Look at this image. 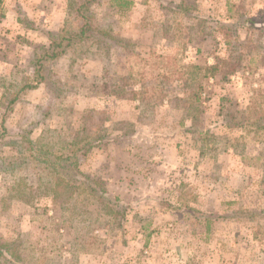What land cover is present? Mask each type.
Instances as JSON below:
<instances>
[{
  "label": "rangeland",
  "instance_id": "374dc122",
  "mask_svg": "<svg viewBox=\"0 0 264 264\" xmlns=\"http://www.w3.org/2000/svg\"><path fill=\"white\" fill-rule=\"evenodd\" d=\"M70 1L0 0V117L32 83L46 33L73 19ZM184 1L133 0L117 11L101 0L95 23L121 44L69 50L48 64L49 81L19 93L0 138V242L14 243L0 264H264V132L223 119L253 100L264 106V0ZM220 23L235 25L226 38L240 59L224 81L189 66L228 55ZM139 81L151 102L130 97ZM82 121L102 141L80 168L127 203L119 222L90 202H53L49 176L22 149L28 135L67 153ZM9 140L18 147L2 145Z\"/></svg>",
  "mask_w": 264,
  "mask_h": 264
},
{
  "label": "trees",
  "instance_id": "16d2710c",
  "mask_svg": "<svg viewBox=\"0 0 264 264\" xmlns=\"http://www.w3.org/2000/svg\"><path fill=\"white\" fill-rule=\"evenodd\" d=\"M100 1L71 0L68 6L71 8V13H73V19L66 20L57 32L46 33L48 38L47 43L41 44L37 52L31 57L33 68L32 83H23L7 99L0 117V138H3L8 133L7 127L5 126L6 117L12 112L13 104L18 100L19 93L25 89L35 88L44 81H49L46 72L50 62L63 56L69 50L78 49L85 51L89 46L108 49L112 43L121 44V41L116 39L113 34L110 25L102 27L95 23L92 6ZM180 1V5H183L185 2L184 0ZM106 2L108 10L125 11L133 5V0H106ZM180 5H177V7H180ZM228 24L220 23L219 25L225 34L224 44L229 51L228 55L225 57L215 56L212 64L189 65L193 68L194 72H201L202 78L219 77V80L224 81L234 71L232 64H238L240 61L239 55L233 54L234 50H231L233 49L231 39L226 38L227 33L234 30H230ZM229 25L233 26L232 28L235 27L233 24ZM118 80L120 84L115 86V94L118 97H124V86L126 85L127 77L120 76ZM186 81L184 80L183 82V86L185 87L188 85ZM145 86L146 83L144 81H139L140 89L138 91H129V94H131L130 97L138 99L140 102H151L150 98L152 99L154 96H152L153 94L150 95L147 92L148 90H145ZM196 89L188 95L189 116L195 122H197L198 117L193 111L197 110V104L200 101L199 88L196 87ZM259 96L264 98V94ZM155 99L163 102L164 99H168V96L161 94L155 96ZM262 104L263 102L253 100L243 110H226L225 117L223 118L226 126L231 128L247 127L253 132H264V106ZM85 115L83 118L86 121L91 119V114ZM81 123L79 125L80 127L75 131V137L71 140V145L67 153H57L36 145L28 135L22 136L21 142L24 144V148L22 149L28 151L31 161L40 166L49 176L47 190L50 191L53 202H58L61 205L65 204L68 208L71 203H76L78 200L81 202H90L98 209H102L103 212L115 221L118 220L119 222L125 217L127 203L123 202L119 196L110 193L100 177L84 172L80 168L81 162L93 145L102 141V138L98 134H93L95 128L89 129L86 125L84 126L83 121ZM95 127L97 126L95 125ZM1 143L2 145L18 147L17 142L13 140ZM13 247L14 243L0 242V255L3 252H10Z\"/></svg>",
  "mask_w": 264,
  "mask_h": 264
},
{
  "label": "crops",
  "instance_id": "0c3cea01",
  "mask_svg": "<svg viewBox=\"0 0 264 264\" xmlns=\"http://www.w3.org/2000/svg\"><path fill=\"white\" fill-rule=\"evenodd\" d=\"M4 16V15H3ZM2 18V17H1ZM45 43V42H44Z\"/></svg>",
  "mask_w": 264,
  "mask_h": 264
}]
</instances>
